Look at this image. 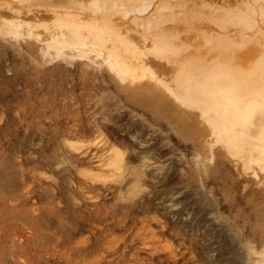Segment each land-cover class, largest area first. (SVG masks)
I'll use <instances>...</instances> for the list:
<instances>
[{
    "label": "rangeland",
    "instance_id": "374dc122",
    "mask_svg": "<svg viewBox=\"0 0 264 264\" xmlns=\"http://www.w3.org/2000/svg\"><path fill=\"white\" fill-rule=\"evenodd\" d=\"M0 264H264V0H0Z\"/></svg>",
    "mask_w": 264,
    "mask_h": 264
},
{
    "label": "bare ground",
    "instance_id": "6f19581e",
    "mask_svg": "<svg viewBox=\"0 0 264 264\" xmlns=\"http://www.w3.org/2000/svg\"><path fill=\"white\" fill-rule=\"evenodd\" d=\"M144 11H145V10H144ZM173 21H174V20H173ZM175 23H176V21H174L173 24H175ZM156 24H157V22H156ZM176 24H177V23H176ZM189 25H191V24H189ZM249 25H250V23H249ZM252 26H253V25H252ZM252 26H251V27H252ZM248 27H250V26H248ZM251 27H250V29H251ZM160 29H162V32H163V27H161ZM160 29H159V30H160ZM250 31H251V30H250ZM160 32H161V31H160ZM211 66H212V65H211ZM217 71H218V70H217ZM217 71H216V72H217ZM220 71H221V70H220ZM211 72H213V71H211ZM216 72H215V73H216ZM218 72H219V71H218ZM213 74H214V73H213ZM213 74H212V75H213ZM208 76H209V75H208ZM211 77H212V76H211ZM219 77H220V76H219ZM222 78H223V76H222ZM208 79H210V78H208ZM223 79H226L225 76H224ZM203 81H204L205 83H207V82H206L205 75H204V77H203ZM203 81H202V82H203ZM209 82H211V83L209 84L210 87H209L208 89H209L210 91L212 90V91H213L212 93H214L215 95H218V93H219V94H223V93H224V94L229 95L232 91H234V90H233V89H234V86H233V84L230 83V81H229V83H228L227 85H224V86H223V85L220 86L219 83H218L219 81H218L216 78L213 79L212 81H209ZM224 82H225V81H224ZM205 83H204V84H205ZM201 85H202V84H201ZM199 86H200V85H199ZM203 86H204V85H203ZM207 86H208V85H207ZM205 88H206V87H205ZM203 89H204V88H203ZM197 90H198V91H196V90L192 91L191 88L189 89V91H190V92H193L194 94L202 93V92L204 91V90H202V88H198ZM208 92H209V91H208ZM220 98H221V97H220ZM215 99L217 100V99H219V98H215ZM221 101H222V100H221ZM216 104H217V102L215 103V105H216ZM223 104H224V103H223ZM246 106H247V104H246ZM217 107H218V106H217ZM228 107H229V106H228ZM230 108H231V107H230ZM232 109H235V107H233Z\"/></svg>",
    "mask_w": 264,
    "mask_h": 264
}]
</instances>
